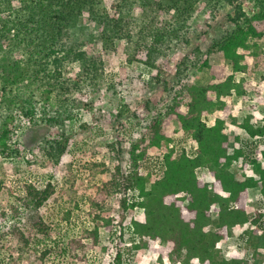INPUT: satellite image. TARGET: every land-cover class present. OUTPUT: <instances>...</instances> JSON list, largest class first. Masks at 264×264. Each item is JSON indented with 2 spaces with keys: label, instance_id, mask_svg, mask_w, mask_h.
I'll return each instance as SVG.
<instances>
[{
  "label": "trees",
  "instance_id": "1",
  "mask_svg": "<svg viewBox=\"0 0 264 264\" xmlns=\"http://www.w3.org/2000/svg\"><path fill=\"white\" fill-rule=\"evenodd\" d=\"M199 1L119 0L114 17L101 8L100 0H0V154L15 155L11 141L19 118L31 121L38 116L60 129L56 139L44 143V154L57 162L68 151L65 127L79 116L76 100L87 94L98 97L106 84L104 57L95 52V37L111 44L124 41L129 62L137 60L138 53L151 60L165 55L167 44L186 32ZM233 23L236 29L216 46L224 63L182 61L177 84L161 110L135 124L126 149L120 143L109 145L113 152L127 151L126 170H110L104 162L85 165L89 174L107 179L86 197L91 226L66 242V249L52 238L51 225L39 213L55 192L50 182L38 186L24 181L11 200L0 184V201L5 202L0 215L10 211L7 217L13 220L0 238L8 233L20 247L19 255L9 252L4 264H19L27 251L41 264H56L45 241L57 243L56 253L67 254L73 264H86L87 250L97 245L100 235L116 233L112 219L102 215L111 208L109 198L117 195L123 212L130 208L140 214L130 219L139 239L131 249L157 253L158 264H264V213L248 207L252 189L259 188L264 196V148L253 147L251 153L239 137L264 140V116L259 123L252 117L256 103L263 101L264 10L250 17L240 12ZM68 63L78 65L69 76L64 73ZM189 65L196 72L206 68L209 83L197 85L185 78ZM253 72H261L258 83L248 78ZM250 93L254 103L239 123L232 98ZM208 118L213 119L211 125ZM173 120L177 130L170 127ZM232 126L238 135L230 150L225 130ZM152 147L159 150L158 166L150 161ZM70 216L67 211L63 218L70 222ZM243 226L244 248L224 251L222 241ZM123 244L120 234L115 264L121 263ZM242 250L247 255L242 256Z\"/></svg>",
  "mask_w": 264,
  "mask_h": 264
},
{
  "label": "rangeland",
  "instance_id": "2",
  "mask_svg": "<svg viewBox=\"0 0 264 264\" xmlns=\"http://www.w3.org/2000/svg\"><path fill=\"white\" fill-rule=\"evenodd\" d=\"M100 3L103 10L105 9L110 16L116 17L119 0H100ZM261 10H264V0H201L195 6L186 32H181L179 38L167 44L169 48L165 55H158L151 60L144 54L138 53L137 60L129 62L124 41L111 44L95 37L93 41L95 52L104 57L105 87L98 97L87 94L76 100L75 113L79 116L72 119L65 127L69 138L68 151L57 162L49 160L44 154V143L46 140L56 139L60 129L55 125H47L38 116L31 121L27 117L26 119L19 118L17 126L13 129L14 134L11 141V149L15 155L0 154V184L5 194H8L9 200L19 193L17 191L24 181L34 182L38 186L50 182L55 192L39 213L43 221L51 225L52 236L56 237L55 241L60 244L61 248L66 249L64 246L66 242L77 237L83 228L91 226L87 215L89 205L86 197L94 191L97 185L107 179V176L101 173L89 174L90 171L85 165L91 162H104L110 170L115 166L126 170L129 163L127 162V151L123 148H127L131 138L135 135V124L149 114L160 111L165 105L172 89L177 84V67L182 61L190 64L189 58L199 65L204 60H207L209 64L224 63L222 53L216 50V46L236 29L233 20L240 16V12L250 17ZM138 16L143 17L142 14ZM89 26L92 30L91 35L95 36L93 23H89ZM77 68L78 65L75 63L65 64L64 73L68 76L72 75ZM251 74L248 78L258 83L261 72ZM186 77L197 85H207L210 81L206 68L201 72H196L190 65L185 71ZM107 88L108 91H106ZM262 96L263 101L256 103L252 111L254 123H259L260 117L264 116V90ZM253 98L252 93L244 98H232L233 112L239 123L247 113H250L248 106L254 103ZM123 106L127 108L121 110ZM212 120L208 118L207 124L211 125ZM120 123L126 126L121 127ZM170 127L177 130L179 124L173 120ZM225 133L229 137V149L231 150L234 146V137L238 135V129L235 126L228 127ZM239 137H243L251 153H253V147L264 148V140L261 138L252 140L244 134ZM116 143H120V147H123L120 154L111 151L109 147L110 144L115 146ZM158 152L156 148L149 149L150 161L155 166H158L159 162L156 158ZM238 165L237 163V167ZM262 166L264 167V162ZM236 177L241 179L239 171L236 172ZM205 180L213 179L206 177ZM146 188L147 190L150 188L149 183ZM250 193L248 207L252 211L259 210L264 213V196L260 194L259 188L252 189ZM119 201L120 195L109 198L111 208L102 215L104 218H111L114 224L126 213L119 208ZM1 203L5 204V202L0 201V211L3 209ZM67 211H71L70 222L63 218ZM7 212L9 216L10 211ZM137 214V210L127 211V216L140 217ZM7 215L5 217L0 215V235L8 229L5 227L13 223ZM245 228L246 226L237 228L230 239L222 241L221 247L224 251L232 247L244 248L243 231ZM116 229L114 238L108 239L101 234L97 245H107L110 251L117 252L119 231L118 228ZM128 234L121 233L124 244L131 240ZM135 238L138 242L137 236ZM57 243L43 242V245L53 250L52 260L56 264L57 261L63 264H73V260L67 254L60 256L56 253ZM124 244L123 248L126 250L122 264H158L157 253L146 249H128ZM19 248L8 233L6 237L0 238V264H4L9 252L17 257ZM105 248L104 253L107 252ZM242 251V256L247 255L246 251ZM261 251L264 252V249ZM21 257L23 261L19 264H41L31 259L29 251L24 252ZM104 258H107V261L110 260L108 252ZM107 261L104 260V263L106 264ZM165 262H168L166 258Z\"/></svg>",
  "mask_w": 264,
  "mask_h": 264
},
{
  "label": "built area",
  "instance_id": "3",
  "mask_svg": "<svg viewBox=\"0 0 264 264\" xmlns=\"http://www.w3.org/2000/svg\"><path fill=\"white\" fill-rule=\"evenodd\" d=\"M130 209V208H129ZM127 210V211H129V212H131V211H135L136 209H133V210ZM127 211H126V213H125V215H124V224H123V226L121 225V222H122V220H123V217H121V219L119 220V221H116L115 222V224H116V228H118V234L120 235L122 232H125V233H130V234H128V237H129V239H131L129 242H127V243H125L124 244V246L126 247V248H128V249H131L132 248V246H133V244H136L137 242L135 241V240H137L135 237V234L134 233H132V230H133V228H132V224L130 223V219L132 218L130 215L129 216H127ZM138 216H140V214H137ZM137 218V217H136ZM90 223V222H89ZM112 223H113V221H112ZM114 224V223H113ZM121 227H123V228H121ZM116 231H117V229H116ZM118 235V236H119ZM106 238H114L113 236H110L109 237V234L107 233L106 235ZM104 236V237H105ZM55 236L53 237V239L55 240ZM101 238H102V236H101ZM102 240H103V238H102ZM132 240H134V241H132ZM116 244V243H115ZM104 247H106V250H107V252H108V259H110L109 261H107V258H104L105 257V255H106V253H104V250H103V248ZM127 249V250H128ZM112 250V249H111ZM125 250L126 249H122L121 250V255H122V257H121V263L120 264H122V262L124 261V258H125ZM103 251V252H102ZM116 255H117V252L116 251H114V250H112V251H110L109 250V247L107 246V245H102V246H99V245H97V246H94V248H89L88 250H87V253H86V264H105L104 263V260H106L107 262H106V264H115V258H116ZM124 257V258H123ZM104 258V259H103Z\"/></svg>",
  "mask_w": 264,
  "mask_h": 264
}]
</instances>
